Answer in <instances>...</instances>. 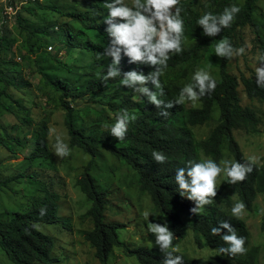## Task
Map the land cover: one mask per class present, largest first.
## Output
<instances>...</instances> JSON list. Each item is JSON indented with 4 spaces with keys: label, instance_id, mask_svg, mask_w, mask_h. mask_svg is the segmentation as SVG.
I'll return each instance as SVG.
<instances>
[{
    "label": "trees",
    "instance_id": "1",
    "mask_svg": "<svg viewBox=\"0 0 264 264\" xmlns=\"http://www.w3.org/2000/svg\"><path fill=\"white\" fill-rule=\"evenodd\" d=\"M107 2L110 0H93L89 13L83 11L63 13L64 16L81 23L88 31L98 32L103 41L89 40L85 47H79L78 44L74 43L78 34L67 29L64 33L65 37L59 33V38L64 37V41L59 39L63 48L64 43H66L71 50L79 48L93 53L95 63L102 67L101 76L92 77L85 91L73 86L63 77L47 80L48 85L60 93V102L68 110L66 125L71 138L70 147L81 149L91 158L85 166L78 184L82 192L92 201V207L85 214V218L90 220L93 227L86 230L84 235L95 249V256L100 264H113L109 262V257L114 247L125 245L119 236V229L125 225L105 221L108 194L98 187L96 179L91 173L97 155L104 149L137 173L141 193L148 195L155 207L169 218L170 230L176 236L173 245L187 235L186 226L179 215L180 211L187 213L193 219L192 228L196 242L200 247H227L220 236L211 234V228L219 226L221 221L229 222L238 235L246 238L245 248L247 251L243 255L234 257L216 255L208 259H197L189 258L178 251L176 254L183 256L184 264H260L261 249L259 246L253 245L252 231L247 222L231 216L225 208L219 205V202L230 205L229 195L218 189L213 203L206 205V211L196 215L190 211L195 203L180 195L178 185L175 182L176 170L186 167L189 160L201 161L202 154L220 166L226 147L233 157V163L248 161L235 137V132L240 129L253 134L259 132L260 119L252 108L243 105L242 90L240 89L242 85L243 93L249 100H257L264 104V88L257 86L255 72L251 76L242 75L237 78L230 70L233 58H222L220 79L213 78L217 81V87L213 92L199 99V107L186 108L183 104H176L167 109V116H163L160 114L161 109L150 103L146 96L121 85V77L108 81L102 80L108 64L111 63V57L98 58L110 42V37L105 31L107 25L103 23L108 12L105 7ZM232 4L238 5L241 9L232 26L223 29L215 37L204 35L203 28L197 25V20L205 12L218 15L223 12L225 7ZM181 5L183 6L181 16L184 20V36L182 38L184 51L182 54L172 56L168 61V67L160 78L165 89V96L162 99L166 102L175 100L179 96L180 90L185 86L180 81L177 71L191 62L199 60L222 39H229L234 48L247 47V30L250 29L254 35L253 47L258 51V57L264 55L261 24L256 20L259 0H244L243 4H239L238 0H212L207 7L200 0H181ZM40 6V2H37L25 10H33L31 8ZM21 16L22 14L17 17V21H20ZM24 30L30 47L29 50L35 53L36 43H33L35 34L29 29L24 28ZM187 41L192 42L189 48ZM14 43L15 40L10 39L9 35L3 36L0 39V51L10 50ZM41 46L48 47L45 41L41 43ZM50 47H53L52 51L49 50ZM55 48V45H50L45 49L48 53H53ZM21 58H25V55ZM120 67L122 72L137 70L142 71L145 75L154 70L149 65L129 63L126 56H122ZM112 87H120L125 92L120 104L112 102L113 100H120V95L109 96L106 93ZM149 87L152 88L150 84ZM104 92L106 96L102 102L111 107L116 117L124 110L137 117L135 121L129 124L124 140L114 139L110 131H106L101 137L94 133H88L79 126L76 112L70 107L71 101L77 102L91 94L98 95ZM3 96L11 99L21 109H26L23 101L16 99L7 86L0 89V106L14 112L12 107L1 101ZM216 112L219 114L217 125L211 130L207 138L199 140L194 129L210 123ZM27 121L32 122L29 116H27ZM0 129L9 139L21 142L11 135L6 126L0 124ZM50 135L51 128L47 121L37 125L35 146L30 158L41 159L46 156L49 152ZM0 145L15 153V148L1 138ZM153 151L163 152L167 156V162L163 164L155 162L152 157ZM20 177L32 178L33 176L21 174L14 177L13 180L16 181ZM225 177L227 180L226 173ZM0 184L4 187L8 186L9 183L0 181ZM227 184L238 196V201H243L248 211H254L259 195H264V166L255 164L253 172L247 176L245 181L235 185L228 182ZM58 199V196L47 193L43 200H35L29 210L17 212L11 219H0V248L14 264H51L58 260L56 256H53L55 238L37 226L33 227L37 224L53 225L60 222ZM42 208H46V214L43 216L40 215ZM225 233H227V229H222L221 234ZM127 251L130 254H136L141 264H163L165 258L164 253L157 254L147 246L136 249L127 247Z\"/></svg>",
    "mask_w": 264,
    "mask_h": 264
},
{
    "label": "rangeland",
    "instance_id": "2",
    "mask_svg": "<svg viewBox=\"0 0 264 264\" xmlns=\"http://www.w3.org/2000/svg\"><path fill=\"white\" fill-rule=\"evenodd\" d=\"M200 1L203 5H209L212 0ZM131 2L132 0H125V3L131 4ZM238 2L243 4L244 0H238ZM92 3L93 0H42L40 7L31 8L33 10L29 11L23 10L20 21L15 19L8 26H2L0 23V39L9 35L10 39L15 40L10 50L0 51V79L2 80H0V89L7 86L10 93L16 99L23 101L26 106V109H21L11 99L1 97V101L12 107L14 112L0 106V124L9 128L11 135L21 142L9 139L0 129V138L15 148V153H12L0 145V181L9 183L4 187L0 184V219H11L17 212L29 210L35 200H43L47 193L58 196L60 222L53 225H36L55 238L53 256H56L58 260L51 264H100L95 256V249L84 235L86 230L93 227L90 220L85 218V214L92 207V201L82 192L78 184L91 158L81 149L70 147L71 138L66 125L68 110L60 102V93L47 83V80L63 77L73 86L85 91L92 77L101 76L102 67L95 63L93 53L79 48L71 50L68 44L63 42L64 33L67 30L78 34L74 43L79 47H85L89 40L103 41L98 32L88 31L81 23L63 15L70 11L89 13ZM256 20L261 24V35L264 38V0H259ZM24 28L35 34L33 40V43H36L35 53L29 50ZM59 33L64 37L59 38ZM253 36V32L248 29L245 53L234 56L232 59L230 70L237 78L242 75H253L255 68L259 66L258 51L253 47ZM59 39L63 40L61 42L64 43V48ZM44 41L48 47L55 45L53 53L46 51L47 46H41ZM191 45L192 42L187 41V47ZM23 55L25 58H21ZM221 60L222 58L215 54V46H212L199 60L178 70L177 75L180 76V81L184 85L190 83L193 74L201 69L208 71L212 78L220 79ZM240 89L243 105L257 113L260 125L259 132L256 134L240 129L235 132V137L245 158L249 160L255 157V164L264 166V104L257 100H249L243 93L242 85ZM106 93L109 96L120 95V100L112 101L114 104H120L125 92L120 87H112ZM104 94L105 92L98 95L91 94L77 102H70V107L76 112L79 126L98 137L110 131L116 121L115 112L102 102L105 100ZM183 105L186 108H194L199 107L200 102L197 100L193 104L186 100ZM27 116L32 122L27 121ZM218 117L219 114L216 112L210 123L194 129L199 140L209 136L211 130L217 125ZM44 121H47L51 128L49 152L44 158L33 159L30 157L35 146L36 128ZM57 137L68 145L70 150L68 156L61 158L55 154L54 145ZM112 137L116 138L113 135ZM201 157L202 160H209L203 154ZM225 161L233 162L227 147L224 148L221 168L224 167ZM91 173L98 187L108 194L105 221L125 225L119 229V236L125 245L114 247L109 262L141 264L136 254L128 253L127 247L136 249L147 246L155 253L162 254L159 246L155 244V235L148 230L149 224L150 222L167 223L170 228V221L155 207L148 195L141 193L137 173L104 149L97 155ZM225 173L221 172L216 183L220 191L230 196L231 204L219 202V205L232 216L231 210L238 202V196L227 184ZM21 174L33 177H20L16 181L13 180ZM204 211L206 206L200 210V213ZM145 213L152 215L146 219ZM179 215L187 229L186 237L173 245L179 249V252L189 258L197 259H208L211 256L220 255L219 248L200 247L192 228L193 219L183 211H180ZM241 219L249 225L252 231V243L261 249L260 264H264V195H259L254 211L245 209ZM0 264H14L1 248Z\"/></svg>",
    "mask_w": 264,
    "mask_h": 264
},
{
    "label": "clouds",
    "instance_id": "3",
    "mask_svg": "<svg viewBox=\"0 0 264 264\" xmlns=\"http://www.w3.org/2000/svg\"><path fill=\"white\" fill-rule=\"evenodd\" d=\"M105 7L108 12L103 23L107 25L105 31L110 37V42L98 58L111 57V63L108 64L106 74L102 77L103 81L121 77V85L146 96L150 103L161 109L160 114L163 116H167V109L174 105H182L186 100L194 104L216 89L217 81L208 71L201 69L193 74L191 82L180 90L175 100L166 102L162 99L165 96V89L160 78L172 56L182 54L184 51L181 0H132L131 4L125 3V0H110ZM240 11L238 5L232 4L225 7L218 15L205 12L197 20V25L203 28L204 35L215 37L223 29L232 26ZM244 53V47L234 48L227 38L220 40L215 46V54L221 58L231 59ZM122 56L128 57L129 63L149 65L154 70L147 75L137 70L122 72L120 67ZM257 59L259 66L255 68L256 84L264 88V55H260ZM136 118L127 110L122 111L111 126L110 133L118 140H124L129 124ZM54 150L61 158L70 154L68 145L60 137L56 138ZM152 157L159 164L167 162V156L161 151H153ZM255 163L256 158L251 157L244 163L225 161L224 167L221 168L211 159L199 162L189 160L186 167L176 170L175 182L180 195L195 203L190 209L191 213L198 215L200 210L206 205H211L217 196L216 180L222 171L226 172V181L235 185L246 180L253 172ZM245 209L246 204L243 201L236 202L231 210L232 216L237 219L242 218ZM45 214L46 208H42L40 215ZM150 215L152 214L145 213V218L149 219ZM222 229H227V233L221 234ZM148 230L155 235V244L164 253L163 264H184L183 256L176 254L179 251L173 246L176 236L167 223L150 222ZM211 234L220 236L227 245L218 249L220 255L234 257L246 253V238L238 235L229 222L221 221L219 226L211 228Z\"/></svg>",
    "mask_w": 264,
    "mask_h": 264
},
{
    "label": "built area",
    "instance_id": "4",
    "mask_svg": "<svg viewBox=\"0 0 264 264\" xmlns=\"http://www.w3.org/2000/svg\"><path fill=\"white\" fill-rule=\"evenodd\" d=\"M40 1L42 0H0L1 25L8 26L12 24L23 10ZM49 50L52 51L53 47H50Z\"/></svg>",
    "mask_w": 264,
    "mask_h": 264
}]
</instances>
